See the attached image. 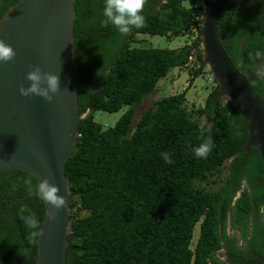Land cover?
<instances>
[{
    "label": "trees",
    "instance_id": "16d2710c",
    "mask_svg": "<svg viewBox=\"0 0 264 264\" xmlns=\"http://www.w3.org/2000/svg\"><path fill=\"white\" fill-rule=\"evenodd\" d=\"M17 1L0 0V18ZM185 1L144 0V24L127 35L103 25L104 0L76 1L83 119L66 168L73 222L65 264H249L258 258L264 264L263 163L258 148L243 152L247 122L219 96L214 79L197 111L211 126L200 128L186 107L189 88L205 70L196 34L213 0L191 8ZM219 28L225 51L264 103V2L223 13ZM188 34L191 42L177 49L136 46L140 35L172 41ZM193 61L188 89L141 109L161 79ZM124 108L113 127L97 120L99 112ZM208 137L211 153L196 158L193 149ZM37 184L27 172L0 173V264L36 262L33 232L45 219ZM29 218L38 221L36 229Z\"/></svg>",
    "mask_w": 264,
    "mask_h": 264
},
{
    "label": "water",
    "instance_id": "95a60500",
    "mask_svg": "<svg viewBox=\"0 0 264 264\" xmlns=\"http://www.w3.org/2000/svg\"><path fill=\"white\" fill-rule=\"evenodd\" d=\"M76 1L18 0L0 18V40L16 53L12 61L0 62V173L20 170L38 183L49 179L66 197L65 207L59 211L44 202L35 264L66 263L73 222V192L66 168L83 119L74 36ZM258 2L264 0H213L197 39L202 40L204 51L201 68L209 69L219 96L230 100L247 122L249 137L243 152L258 148L264 183V103L228 56L219 35L223 13ZM33 66L59 76L60 91L53 102L20 94L21 87L29 86L26 76Z\"/></svg>",
    "mask_w": 264,
    "mask_h": 264
},
{
    "label": "clouds",
    "instance_id": "9594fccd",
    "mask_svg": "<svg viewBox=\"0 0 264 264\" xmlns=\"http://www.w3.org/2000/svg\"><path fill=\"white\" fill-rule=\"evenodd\" d=\"M143 7L144 0H104L103 25H112L121 35H127L133 28L138 29L143 26L145 20L142 15ZM15 56L14 49L4 40H0V62L6 64L12 61ZM212 79L214 78L212 77ZM26 80L29 82V86L20 88V94L24 97L36 95L51 103L60 91L59 76L45 73L39 66L32 67V70L27 73ZM212 149L213 140L208 137L193 149V153L196 158H207ZM160 155L165 162H172L169 153L164 152ZM35 194L57 211L65 207L66 197L60 195V188L51 183L49 179L39 181L35 187ZM27 223L33 229L38 227V221L35 218H29ZM33 235L39 236L40 233L34 231Z\"/></svg>",
    "mask_w": 264,
    "mask_h": 264
},
{
    "label": "rangeland",
    "instance_id": "374dc122",
    "mask_svg": "<svg viewBox=\"0 0 264 264\" xmlns=\"http://www.w3.org/2000/svg\"><path fill=\"white\" fill-rule=\"evenodd\" d=\"M197 4H204L203 0H187L184 2L183 6L185 8H191ZM194 39V38H193ZM138 40H142L143 43H140L136 46H148L153 48H170L177 49L181 48L187 43L191 42V36H181L172 41H169L166 37L160 36H149V35H140ZM192 68H196L194 61L189 65V68L186 69H173L166 78H163L159 81L157 89L152 93L141 106L142 110L147 109L149 106H152L155 101L162 100L165 97L183 93L186 89L189 88L191 83L192 76L189 75V71ZM204 72L198 74L193 82V85L189 88L187 92V102L186 107L188 110H193L195 112L194 117L197 120V123L200 128L211 126V122L207 115L198 114L197 111L205 107L206 100L213 90V80L210 72L207 68L203 67ZM127 108L122 109L121 111L109 114V113H97V120L105 125L106 128L113 127L116 122L123 116ZM88 114V113H87ZM216 188V185L214 186ZM86 213L83 212V215ZM200 228L197 226L194 232V244L195 247L197 239L199 238Z\"/></svg>",
    "mask_w": 264,
    "mask_h": 264
},
{
    "label": "flooded vegetation",
    "instance_id": "af4514ba",
    "mask_svg": "<svg viewBox=\"0 0 264 264\" xmlns=\"http://www.w3.org/2000/svg\"><path fill=\"white\" fill-rule=\"evenodd\" d=\"M260 10V8L258 9ZM262 68L259 66V69L256 72V78H259L260 74L262 73ZM224 253V252H223ZM224 260H226V257H223ZM263 260L261 258H258L254 263L250 262L249 264H262Z\"/></svg>",
    "mask_w": 264,
    "mask_h": 264
}]
</instances>
